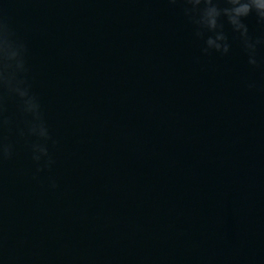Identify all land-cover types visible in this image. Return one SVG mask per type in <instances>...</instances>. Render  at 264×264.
<instances>
[{
	"label": "clouds",
	"instance_id": "9594fccd",
	"mask_svg": "<svg viewBox=\"0 0 264 264\" xmlns=\"http://www.w3.org/2000/svg\"><path fill=\"white\" fill-rule=\"evenodd\" d=\"M178 5L184 18L191 25L196 39L203 41L201 49L204 55L218 53L227 55L231 50L226 25L235 34L240 47L247 57V63L257 68L258 48L264 46V32L259 36L250 33L247 18L254 16L257 24L264 28V0H167ZM28 46L15 35L9 24L0 17V166L10 160L15 145L9 141L6 133L14 129L16 136L23 140L31 159L36 164V172L51 169L56 161L49 151V144L55 146L58 141L51 134L39 96L32 91L27 62ZM246 87L253 90L254 81ZM14 100L18 116L8 114L7 103ZM22 125V126H21ZM51 189L58 185L50 180Z\"/></svg>",
	"mask_w": 264,
	"mask_h": 264
}]
</instances>
